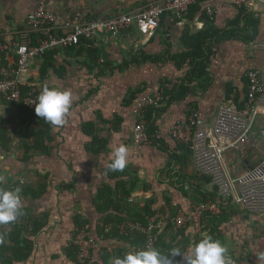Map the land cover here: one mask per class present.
I'll return each instance as SVG.
<instances>
[{"label":"crops","instance_id":"crops-1","mask_svg":"<svg viewBox=\"0 0 264 264\" xmlns=\"http://www.w3.org/2000/svg\"><path fill=\"white\" fill-rule=\"evenodd\" d=\"M151 1L156 0H52L49 9L62 23L75 12H82L92 19L109 18L136 12ZM37 7L33 0H0V38L9 44L18 42L28 31V16ZM209 8L215 11L216 26L219 28H224L237 15L233 0H207L201 3L192 21L173 14L166 15L152 37L132 29L118 38H96L93 43L106 51L102 61L116 67L113 72L108 68L105 75L98 79L95 78L97 71L91 75L83 64L86 55L73 59L62 53L58 62L66 70H59L60 76L50 71L46 80L39 77L42 59L34 61L29 84L31 82L38 90L47 84L72 94V103L61 126L54 127L45 120L40 125V130L46 132V137L50 139L44 142L50 149L49 154L39 151L37 154L30 153L25 159V151L20 148L23 118L9 111L4 106L5 102L0 101V116L9 120L7 126L14 135L10 149L0 150V187L9 190L19 187L21 194L24 187H45L38 198L21 195L20 214L23 219L17 220L18 223L26 225L35 218L46 221L34 238L35 252L21 264H72L67 248L76 231V218L79 216L89 221L90 234L98 241L95 252L99 251L103 241L96 231L100 217L93 201L99 189L111 183L108 165L113 159L112 153L121 145L128 149L125 169L138 171L140 179V186L131 201L144 205L148 199L155 197L159 204L163 203L164 193L169 190L168 186L173 185L176 179L173 175L179 169L176 168L172 174L162 172L166 163L164 153L155 147L134 143V108L140 95L157 93L166 81H169L170 87L180 81L184 70L177 68L173 59L185 49L183 36L187 30L195 33L204 28L201 13ZM247 8L260 17V39L264 40V10L257 6ZM147 57L158 59L145 61ZM5 59L13 63L15 57L5 55ZM211 59L209 88L205 90L193 84L194 92L185 100L173 102L158 117L155 116L158 130L168 140H171L169 132L173 126L187 119L191 105L197 108L207 124L212 125L219 107L228 101L230 90H237L239 98L242 96L245 90L243 79L247 72L254 68L264 70V51H251L250 47L239 42L217 45L216 54ZM131 93L137 95L130 96ZM87 123L97 126L102 142L106 144L103 150L93 152L89 149L91 139L84 132ZM190 166L186 169L189 174L192 173ZM166 195L172 197L171 192ZM224 230L228 250L226 264H262L258 253H264V215H251L239 208ZM25 236L26 232H23L22 237ZM109 247L116 248V242H111ZM192 247H186L177 264H186L183 255ZM0 264H4L3 261L0 260Z\"/></svg>","mask_w":264,"mask_h":264},{"label":"trees","instance_id":"trees-1","mask_svg":"<svg viewBox=\"0 0 264 264\" xmlns=\"http://www.w3.org/2000/svg\"><path fill=\"white\" fill-rule=\"evenodd\" d=\"M206 1L207 0L199 1L197 4L191 6L188 15L183 18L192 21L194 19L193 15L195 14L196 16L199 12L201 3ZM233 4L235 5L234 0ZM236 9L237 15L235 19L229 22L224 28L216 26V17L211 18L206 10H203L201 19L204 21V28L195 33L187 30L183 36V45L185 49L173 59L176 63V67L183 69L184 73L180 81L173 87H170L169 81H166L165 84H162L163 86L160 91L153 93H162L165 101L160 107L149 108L146 112L150 134L158 131L156 122L160 113L165 111L166 108H169L168 106L173 102L185 100L187 96L193 93V84L205 90L209 88L211 83L209 74V69L212 65L211 58L216 54L217 45L228 42H239L249 47L251 44L263 41L260 39V17L247 7H236ZM30 38L32 44H38L41 36L32 33ZM5 42L8 43L7 41ZM62 53L66 54L68 58L73 59L81 58L83 55H86V61L83 64L87 67L88 71H91V75H94L97 71L96 79L104 76L108 68L111 69V72L116 70L114 65H111L107 61H102V52L99 46L93 43V41L83 40L78 46L51 51L40 58L43 61L39 76L41 80L48 79L50 71H54V73L59 75V70L61 72L66 70L65 66L58 62V57ZM157 59L158 58L152 59V57H147L145 61ZM5 65H7V60L3 56L0 58V67ZM243 83L245 84V90L242 91V96L239 98V101H243L246 95V75L243 79ZM30 84L32 83L30 82ZM30 89V87L25 86L23 88L24 94ZM232 91L233 89L230 90L229 94H231ZM40 92L41 90L37 91V96ZM135 95H137V93H135ZM135 95L134 93L130 94V96L134 97ZM146 95L147 94L140 95L139 99ZM3 101L5 102L4 106L8 108L9 111L12 110L15 114L23 118L24 131L20 142V148L25 151V159H28L30 153L37 154L39 151L49 154L50 149L44 145V142L46 143V141H50V139H48V136L46 137V132L40 130V125L44 123L43 119L37 117L35 111L30 110L23 103H9L5 100ZM192 110H197V108L191 105L189 111ZM186 121L187 119L185 122ZM8 123L9 120L0 116V150L2 148L4 151L10 149L11 142H13L14 139V135H12L7 126ZM84 132L87 137L91 139L89 144V149L91 151L98 152L105 148L106 144L102 142L103 139L100 137L95 123H87L84 126ZM173 144L175 145L174 148ZM154 145L160 152L164 153L166 163L164 164L165 167L162 169V172L172 174L176 168L179 169L173 175L176 178L175 181L172 182L173 185L168 186L169 190L164 193L163 203L159 204V201L155 197L148 199L144 205H141V203L136 200L131 201L133 194L140 186L138 171L133 169L128 170V168H124L123 171H112L110 169L109 177L111 183L103 185L97 192L93 201L94 208L100 217L96 231L98 233V238L103 241V245L98 252L94 251L92 257L84 264H111V260L114 258H122L124 254L129 251L147 249L150 240L147 232H129L127 229L123 231L122 226L131 222H140L143 226L148 227L150 219L159 213L163 214L164 218L158 219L156 224L157 227L152 231L150 236L153 240L152 248L160 250L161 253L168 255L171 250L179 249L182 255L187 246L192 245L194 247V245L202 239L204 234L210 235L214 240H219L225 246L226 233L224 229L229 226L236 215V210L233 206L224 208L222 214L218 216L207 214L203 219L202 234H196L194 232L191 222L187 223L184 228H175L174 221L179 209H183L186 211V214L189 215L192 204L216 200L218 198L217 190L213 192L206 190L204 184L210 182L208 177L189 174V172L187 173L186 169L190 166L192 152L186 145L182 143L175 144L172 139L168 140L167 138L158 143H154ZM170 167H172V169H170ZM187 186H189V189H187ZM44 188V185L36 189L24 187L22 194L38 198V196L45 191ZM0 189L9 190L1 187ZM168 192L172 193V197H167L166 194H168ZM21 219H23L22 214L18 216L17 220ZM17 220L8 224H1L0 260L3 261L4 264H21L27 262L35 252L34 238L46 223L45 219L38 220L35 218L26 225H20ZM88 225V220L84 219L82 216L77 217V228L73 237L79 234L84 228L88 227ZM23 232H26L24 238L22 237ZM111 242H116L117 247L110 249L109 246ZM67 254L72 264H82L77 257L78 249L72 244V241H70L67 248ZM180 257L181 256H169V259L172 260V264H177Z\"/></svg>","mask_w":264,"mask_h":264},{"label":"built area","instance_id":"built-area-1","mask_svg":"<svg viewBox=\"0 0 264 264\" xmlns=\"http://www.w3.org/2000/svg\"><path fill=\"white\" fill-rule=\"evenodd\" d=\"M33 1L38 7L28 16V31L22 34L23 37L13 44L0 38V58L11 54L15 57L13 63L7 61V65L0 67V101L23 103L35 111L38 88L29 84L28 78L32 63L46 53L72 48L83 40L93 41L100 36L118 38L132 29L152 37L164 16L185 17L191 6L203 0H156L146 3L136 12L102 19H92L82 12H75L62 23L49 9L52 0ZM254 1L264 3V0H234L237 8L253 6V9L256 7ZM207 14L211 18L216 15L211 8L207 9ZM32 33L41 36L38 44H32ZM249 47L251 51H264V40ZM246 78L244 100L239 101L238 91H233L228 101L219 107L212 125L202 119L198 110H192L186 122L175 124L169 132L172 140L186 145L192 152L190 174L208 177L210 182L204 184L206 190H217L218 194L214 201L192 204L189 215L179 209L174 221L176 229L184 228L191 222L194 232L202 234L203 219L207 214L221 215L224 208L233 205L251 215H264V157L257 156L264 146V70L251 69ZM25 86L31 88L26 94L23 91ZM164 101L162 93H159L143 96L137 102L133 130V141L137 146L156 148L154 143L165 138L160 130L150 134L146 119L147 110L160 107ZM163 218L164 215L159 213L150 219L148 227L141 223H128L122 228L129 232H147L150 239L148 248H152L150 235L157 227L158 219ZM71 241L78 249L77 257L82 264L92 257L98 247L89 227Z\"/></svg>","mask_w":264,"mask_h":264},{"label":"clouds","instance_id":"clouds-1","mask_svg":"<svg viewBox=\"0 0 264 264\" xmlns=\"http://www.w3.org/2000/svg\"><path fill=\"white\" fill-rule=\"evenodd\" d=\"M72 103V94L68 90L49 87L45 84L35 103V114L50 125L61 126ZM128 149L119 146L112 153L113 159L108 167L112 171H123L127 166ZM22 209V196L19 187L11 190L0 189V224H8L17 220ZM227 248L210 235L204 234L202 239L189 249L183 257L186 264H226ZM169 256H182L179 249H173L165 255L156 248L134 250L124 254L122 258H114L112 264H172ZM264 264V253H258Z\"/></svg>","mask_w":264,"mask_h":264},{"label":"rangeland","instance_id":"rangeland-1","mask_svg":"<svg viewBox=\"0 0 264 264\" xmlns=\"http://www.w3.org/2000/svg\"><path fill=\"white\" fill-rule=\"evenodd\" d=\"M254 5L257 6L259 9L264 10V3L260 2V1H254ZM257 156L259 158H263L264 157V146L261 148L260 152H258ZM233 207H234L235 210L239 209V207H237L235 205H233Z\"/></svg>","mask_w":264,"mask_h":264},{"label":"water","instance_id":"water-1","mask_svg":"<svg viewBox=\"0 0 264 264\" xmlns=\"http://www.w3.org/2000/svg\"><path fill=\"white\" fill-rule=\"evenodd\" d=\"M101 51H102V58L105 59L106 51L104 49H102Z\"/></svg>","mask_w":264,"mask_h":264}]
</instances>
